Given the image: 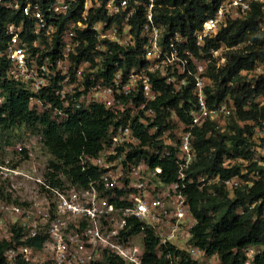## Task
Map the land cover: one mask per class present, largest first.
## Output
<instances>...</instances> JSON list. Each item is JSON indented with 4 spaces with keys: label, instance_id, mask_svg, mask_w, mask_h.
<instances>
[{
    "label": "built area",
    "instance_id": "2783aa9c",
    "mask_svg": "<svg viewBox=\"0 0 264 264\" xmlns=\"http://www.w3.org/2000/svg\"><path fill=\"white\" fill-rule=\"evenodd\" d=\"M23 2L22 4L20 0H15L8 6L21 9L24 18L32 21L35 39L31 43L24 40V22H12L7 26L9 41L0 56L5 55L8 59V76L26 84L34 93H39L57 82L53 92L60 100L59 105H54L47 99L34 96L31 107L39 112L46 111L53 119L59 120L78 109L89 107L91 103H99L120 118L122 123L111 126L110 138L97 156L81 157L83 170L94 166L101 171L98 182H91L78 190L76 184L53 186L45 175L35 178L52 195L51 199L46 196L43 213L44 223L48 228L41 231L36 226L30 228L27 223H24V226L29 227V237L48 236L44 247L52 245V257L49 260L39 259L37 252L40 249L23 242L13 244L5 250V263L42 264L51 261L52 264H93L100 261L108 251L126 264H145L144 236L143 240L138 242L134 239L135 235H126L129 218L138 219L144 223L143 227L156 231L159 238L158 248L174 244L190 250L194 255H201V250L188 246L193 235L192 230L197 223L186 193L189 182L192 181L188 171L196 158L194 131L208 121L220 122L222 117H229L235 108L230 97L217 105H209L207 88L212 85V79L207 73L208 66L213 63L220 67L227 58L222 57L223 64L214 58L220 56L223 47L211 48L208 54H205L203 49L206 42L217 34L229 17L242 16L253 2L264 3V0H222L216 13L207 18L194 33L192 41L199 49V55H194L186 47L189 38L178 32L169 34L166 40L163 39L167 31L155 24L154 0H150L145 5L148 21L141 31V37L145 39L144 65L133 66L126 73L122 67H118L109 82L101 78L90 88H87L86 79L81 77V73L82 66H91V63L84 59L74 66L73 62L82 42L87 43L86 39L80 38V33L87 32V29L95 33L98 43L93 52H108V47L103 44L104 40L121 46H134L136 38L132 33L129 17L139 0H134L133 4L132 0H83L81 18L68 21L61 30L60 23L78 0ZM101 6L109 17L115 18L123 16L122 11L131 8L123 16L122 23L96 21L92 25L87 24L90 10ZM124 30H128V35L124 34ZM99 58L101 56L96 58L97 63ZM255 71L263 72V66L258 65ZM152 73L164 77L165 83L172 86L176 92L188 85L189 77L193 79L196 106L190 112V124L182 122L174 111L171 128L164 130L166 123L161 126L156 122L158 112L150 103L160 92L155 90ZM89 77L93 81L94 77ZM78 81L82 83L81 86ZM72 86H75L74 89L68 90ZM2 102L3 97L0 96V104ZM260 102L264 105V98ZM134 119L138 124L144 125L150 135H155L161 130L162 133L156 138L162 144L141 147V138L135 134L132 127ZM139 147L150 150L151 156L160 161L171 158V149L176 147L177 180L170 184L155 180L157 175L162 173V168L158 166L151 169L147 159L135 152ZM131 152L135 154L129 158L128 153ZM233 161L234 159L227 158L225 163L229 166ZM48 170L53 171L51 167ZM7 176L30 177L31 174H26L20 169H11ZM200 180L204 181L205 177ZM209 180L223 182L230 192L243 184V178L239 176L221 180L220 176L216 175ZM203 186L204 183L200 188ZM115 190L124 191L120 206H117L109 195L103 194L107 191L116 192ZM11 210L18 214H28L26 209L16 205L12 206ZM28 217L30 215H27ZM0 225H4L3 218H0ZM9 235L8 229L6 238ZM96 249L103 252L98 259L92 257L91 251ZM256 252L255 247L246 249L245 264L253 262Z\"/></svg>",
    "mask_w": 264,
    "mask_h": 264
},
{
    "label": "trees",
    "instance_id": "16d2710c",
    "mask_svg": "<svg viewBox=\"0 0 264 264\" xmlns=\"http://www.w3.org/2000/svg\"><path fill=\"white\" fill-rule=\"evenodd\" d=\"M15 0H0V52H3L9 41L7 26L14 22H24L22 36L24 40L32 42L35 35L32 33V21L25 19L21 9H12L10 5ZM23 4V0H20ZM105 2L106 0H102ZM134 0H132V4ZM222 0H154L153 15L155 24L163 27L169 34L176 32L189 38L186 45L194 54L200 51L195 47L192 39L195 31L203 22L213 16L219 8ZM150 0H139L134 11L129 17L132 33L135 35L134 46H121L109 40L103 44L108 47V52H93L98 43L95 33L89 29L81 32L80 38L86 39L79 48L78 55L73 57L74 66L84 59L91 63V68L97 66L96 58L101 56L102 65L98 69L94 79L87 76L86 86L104 78L105 82L112 79V74L122 67L126 73L133 66H141L145 63L144 43L141 31L146 18V7ZM84 8L83 0L72 5L71 10L60 23V30L72 19H80ZM131 8V7H130ZM130 8L123 14L125 16ZM123 16L109 17L103 6L91 9L87 18V24L92 25L96 21H107L109 24L115 21L122 23ZM58 38L56 37V49ZM243 45V46H242ZM228 48L226 62L217 67L211 63L207 73L212 79V84L207 88L208 103L210 106L232 99L235 105L233 121L228 129L222 130L219 122H206L195 132L194 147L196 158L189 169V182L186 193L189 196L191 212L197 220L188 246L199 249L202 254L208 256L217 255L221 264H245V251L249 247L257 249L256 256L251 264H264V165L256 161L250 162L247 172L237 161L229 166L227 158L235 159L243 155L251 160L250 150H246L244 136L246 130L251 132L252 127L264 124V3L253 2L250 9L242 16L229 17L217 34L206 42L203 49L208 54L211 48ZM53 54V53H50ZM189 58L188 55H186ZM115 63H118L116 66ZM190 65L193 66L190 61ZM263 66V72L254 73L257 66ZM9 62L5 55L0 56V96L3 102L0 104V128L13 129L22 124H38L44 139L45 149L53 156L50 163L53 171H49L47 179L53 186L63 185L64 182L57 177L61 172L79 187H86L91 182H98L101 171L88 166L82 168L81 157L83 155L97 156L110 138L112 125L122 123L121 119L112 114L103 104L91 103L87 108L78 109L69 116L53 119L48 112H39L31 107L32 97L38 96L59 105L60 100L54 95L53 85L45 87L39 93H34L30 88L8 76ZM245 72V74H243ZM247 73L253 77L248 79ZM155 90L160 92L150 105L157 110L156 122L163 129L172 127V112L174 111L182 122L191 123V110L196 106V98L193 95L194 82L189 77L188 85L181 91L165 83V78L152 73ZM239 122H254V125L246 124L241 127ZM132 127L135 134L141 138L142 145L150 147L160 145L157 140L161 130L155 135H150L144 125L134 119ZM264 142V137H261ZM136 148L135 152L147 159L149 167L155 169L160 166L162 173L158 178L163 183L170 184L177 180L178 166L176 154L178 149L172 147V156L169 159L158 160L151 156L150 150ZM129 158L135 153H128ZM256 173L259 178L249 185L248 176ZM220 176L221 180L239 176L243 178V184L237 186L233 192L221 181L209 182L214 176ZM205 177L204 181L200 179ZM204 183L205 186L200 188ZM103 193L116 203L122 204L120 198L124 191L115 190ZM1 218V215H0ZM144 223L135 218H129L126 226L128 236L144 234L145 264H201L194 260L190 250L169 244L158 248L159 238L154 229L143 227ZM8 238L0 240V264L5 263L4 252L13 244L26 242L37 249H42L48 239L47 235L29 237L28 227L15 223L8 228ZM19 264H25L20 262ZM42 264H52L51 261ZM93 264H126L120 258L106 251L100 261Z\"/></svg>",
    "mask_w": 264,
    "mask_h": 264
},
{
    "label": "rangeland",
    "instance_id": "374dc122",
    "mask_svg": "<svg viewBox=\"0 0 264 264\" xmlns=\"http://www.w3.org/2000/svg\"><path fill=\"white\" fill-rule=\"evenodd\" d=\"M124 12L123 10L122 13ZM124 34L128 35V30H124ZM227 53L228 48L223 47L220 50V56H215L214 58L220 64H223L222 57L227 58ZM101 65L102 59L99 58V62L94 69L90 65H87V67L82 66L81 77L84 79H87V76L90 75L94 77L97 75ZM247 77L251 79L253 76L247 73ZM77 83L80 84L79 86L82 84L79 81ZM74 87H69L68 90H73ZM233 118V114L229 117H222L219 127L222 130L228 129L230 131L228 127H230L229 125L232 123ZM239 124L241 127H245L246 124L254 125V122H239ZM261 132H264V124L256 125L252 127L251 132L246 130L244 133V136H247V142H245L244 147H246V150H250L252 159H246L241 154L234 159V161L241 164L244 174L252 161H257L259 165H264V142L261 139L264 133ZM52 160L53 156L45 149L43 135L38 124H22L9 130L0 128V215L4 221V225H0V240L5 239L8 228L15 223L23 225L27 223L30 228L36 226L41 231L47 230L48 225L44 223L43 213L45 212L46 198L49 197L51 199L52 195L35 178L43 177V175L47 176ZM11 169H20L26 174H31V176H13L10 178L7 176V172ZM57 177L64 182L63 187L72 184L63 172L58 174ZM258 178L259 176L256 173H250L248 176L249 185ZM77 188L79 190L80 187L78 186ZM14 205L23 207V209L28 211V214H18L11 210ZM27 215H30V217L27 218ZM134 239L141 242L143 235H135ZM51 246L47 245L38 250L39 259L49 260L52 257ZM91 252H93L92 257L95 259L100 258L103 253L100 249L92 250ZM189 254L201 264H221L217 255Z\"/></svg>",
    "mask_w": 264,
    "mask_h": 264
}]
</instances>
